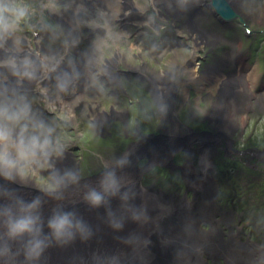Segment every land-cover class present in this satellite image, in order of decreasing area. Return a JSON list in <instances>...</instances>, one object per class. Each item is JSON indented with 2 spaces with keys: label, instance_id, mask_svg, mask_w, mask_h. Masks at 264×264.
I'll return each mask as SVG.
<instances>
[{
  "label": "rangeland",
  "instance_id": "1",
  "mask_svg": "<svg viewBox=\"0 0 264 264\" xmlns=\"http://www.w3.org/2000/svg\"><path fill=\"white\" fill-rule=\"evenodd\" d=\"M235 1L237 2V0ZM238 1L239 4L236 7L241 10L247 23H240L239 20L232 21L237 25V33H233L234 31L231 28L220 29L217 24L211 28L201 25L208 35H206L205 39L204 37L199 39L200 35L192 25L187 26L179 19L180 22L172 21V23H167L169 21L167 17L170 14L176 15L177 9L175 7H171L169 11L164 12L163 17L159 19L160 25L153 26L150 21L143 22L142 25L149 23L144 29L146 33L144 35L137 27L140 21L134 22L132 20L135 18L134 12L127 14L119 7V5L123 6L122 1L114 0L112 9L115 7V13L114 17H111L113 20L111 32H117L120 37L118 38L115 33L113 36L111 33L105 34L101 39L104 41L102 48L95 50L93 55L85 56L81 53V56L87 59L94 56L93 59L89 60L91 67L86 66L88 70H91L87 74L88 79L96 76V72L93 69L100 68V65L104 66L108 60L110 61L108 57L115 55L116 51L114 49L116 46V50L127 57L126 64L121 65L130 75L129 78L126 75L123 76V79L127 78L123 84L125 88H129V94L117 92L122 93L125 96L124 99L117 98V93H112L107 95V97L101 95V100L103 101L101 108L109 113L108 118H104V122L111 119L115 125L107 122L105 123L106 126L102 127L101 121H99L97 123L99 126L96 125V128L99 129L96 130L92 126L93 120L96 119L95 109L94 111L88 109L89 104L86 107H82L86 100H91H89L87 94L82 97L78 87L71 96H61L59 98L60 101L56 102L43 99L41 95L48 94L50 89L42 84L26 88L25 91L30 92V94H15L14 92H6V94L13 98L23 96L26 100L33 102V113L46 124L55 128V135L59 137L63 146L62 153L65 155L68 153L72 154V163L77 169L78 178L82 179L103 170H110L112 166H117L119 160L123 159L131 162V155L140 157L138 154L139 146L149 143V138L151 137L160 138L162 142H165L175 137L190 135L192 131L199 129V132H204L203 129L206 124L201 119L204 117V113L210 112L211 116L206 117V122L209 123V119L213 117L212 112L214 113L215 109L223 111L224 114L214 113L218 119L216 124L215 122L211 123L214 129H210L214 131V135L220 133L233 137L234 134V138L238 141L234 147L235 150L247 147L262 148L264 147V104L259 100V97L256 101L248 100L246 92L249 93L250 89L255 90V85L258 86L259 90L263 88L262 92H264V0ZM24 2L32 8V19L30 18V22L35 23L39 31L43 32L44 30V34L50 35V37H46H49L48 41L47 39H42L40 44L42 50H45L44 46L48 44L55 47V52L52 54V58L50 57L55 64H62L68 55L75 52L73 51L74 47L72 53L66 51L67 45L63 43L67 42L65 32L78 28V26L74 27L72 24V22L74 24L78 23V17L85 19V21L89 20V23H92L91 21L93 20L102 25L106 23L95 4L90 0L86 2L85 0H65L66 4L63 3V0H24ZM137 2L140 4V9L144 10L146 8L148 14H153V17H156L157 12L152 9L153 5L148 6L152 1L149 3L148 0H137ZM44 3L55 5L54 8H51L50 13L46 11ZM209 3L210 0L206 2L204 7H201L202 11L194 16L193 22H198L199 19H210L213 8ZM76 5L82 6L83 11L75 9L73 17L72 12ZM91 5L94 7H91ZM91 8L94 11L91 12ZM76 11L80 13L77 18L75 17ZM61 12L65 16H62ZM124 14L131 18L127 21V30H124L125 26L124 28H119L121 23L122 25L124 24L117 20ZM61 17L62 19H60ZM73 18H75V21L72 20ZM181 18L183 19L185 16L182 15ZM90 19L92 20L90 21ZM175 20H177V17ZM180 24L182 29L178 28ZM248 26L252 28V31L254 30L252 35H248L246 32ZM176 28H178V31L175 30ZM26 31L28 34L24 35L23 33ZM19 32L22 40L27 44L34 41L35 36L27 28L24 32ZM86 32L88 35L90 29H86ZM178 33L180 35L185 33V36L181 37ZM95 36L91 38V43ZM51 39L52 41L50 42L49 40ZM250 42L254 43V45ZM249 46H252V49L247 48ZM223 47L227 48L226 52L228 54H224L225 50L222 49ZM36 49L34 47L33 55H36ZM200 49L203 51L195 53L196 56L192 55L193 50L198 51ZM247 50H252L250 56ZM77 51L81 52L79 48ZM25 52L31 54L29 50H26L20 52V55L23 58L28 57L33 60L30 55L25 56ZM86 52L91 54L88 49ZM217 53L223 56L221 61L215 60V56L211 58L212 54ZM201 56L209 57L202 60L199 58ZM235 58L238 59L236 65L233 64ZM195 59H201V62L196 67L185 68L186 64ZM210 63L215 66V73L210 71ZM73 65L75 68L80 67V63H73ZM241 67H245L246 72ZM137 69L142 70V74H152L153 79L163 77L165 75L164 71L170 73L168 82H170L169 84L173 83L174 87L172 88L173 95L166 92L167 101L170 100V108L175 112L179 121L176 120L174 123L173 121L167 122L171 115L167 116L166 111L162 108L161 100L158 106L159 94H154L150 82L145 80L140 74L133 73ZM204 70L211 72L210 76H205L206 72ZM159 72L162 74L160 75ZM45 73L44 71L43 74ZM237 74L240 76H236ZM251 74L253 77H251ZM212 79H218V82H220V79H224L223 81H234L231 84L233 88L241 89L240 91L236 89L238 91L237 94L239 98L244 99L245 103L234 104L232 97L227 94L224 96L228 99L220 95L222 98L219 97V100L214 96H205L204 93H201V90L203 87H209L211 82L213 85ZM239 80L247 81L245 86H242ZM110 81V79L106 78L105 82L102 83L105 87L104 93L116 90V87L108 84ZM187 81L191 84H187ZM37 82H42V79L39 78ZM206 82L209 83L206 84ZM20 83L18 82V85ZM75 84L78 86V82ZM85 84L93 85L94 83H89L88 81ZM159 86L163 87L164 84L160 83ZM213 86V90L206 89L207 91L203 92L213 94V91L220 88L221 83ZM159 96L161 97V95ZM117 101H120V103L116 106L114 104ZM90 105L92 107L95 106L94 103ZM109 105L114 108L115 111L113 113L110 112ZM231 105H234L235 112L230 109ZM257 121L259 123L255 126L254 122ZM105 127L107 131L104 136H101L100 132L101 130L104 131L103 128ZM108 127H110L111 132H109ZM235 128L236 130H232ZM243 131L244 133L253 132V135L249 133L242 135ZM134 141L139 142L135 143ZM204 141H208L210 145H203ZM204 141L202 139H194L192 143L185 144L183 146L184 152L177 153L173 157V162L169 165L153 168L152 171L142 177L141 184H138L137 187L127 192L123 191L125 187H122L123 193L119 192L120 194L115 197L108 198L107 204H103L100 207H92L87 203L85 200L87 192L84 190L72 191L68 195L66 193L58 194L55 197L57 202L48 209L56 207L58 202H63L68 208L66 212H74L78 218L86 216L82 221L90 229L91 234L87 238L94 242V248L96 249L92 248L93 250L87 252L83 249L76 254L83 264H109L116 255L127 251V253L140 259L138 264H165L168 256L171 257L169 254L176 251L182 244L184 236L180 235L176 245L172 248V243L167 239L165 230L160 228V218L156 210L157 204L153 205L154 202L158 201L156 199L153 201V199L159 195L163 198V195L168 200L180 201L179 207L178 203H173V210L175 212L177 210L180 211L182 216L188 219L189 216L187 214L185 216L186 207L194 205L197 189L202 186L204 195L202 192L200 194L203 195L207 209L210 210L208 213L212 216L211 219L200 220L199 229L208 234V241L211 239L215 243H221L223 248L219 252L205 251L199 264H231L223 252L236 245L237 239L234 236L231 238L232 243L225 246L226 241L228 242L229 240L228 234L231 232L238 235L241 238L240 240L249 243L248 245H255L257 248L264 247V190L262 191L264 187L261 183L260 185L249 183L240 185L242 181L239 178L244 176L235 177L231 161L232 157L234 158L236 155L230 150L225 139L220 138V140L215 142L209 139H204ZM77 146L81 147V149H76ZM205 153L212 159L207 164L208 169L206 172L205 167L201 165V156L205 155ZM52 159L47 163L42 162L39 166H33L23 177H20L22 181H28V184H21L14 179V184L16 183L24 188L12 186L11 189L13 190L10 192L13 197H16L21 192V189L25 190V188H31L35 193L48 192L46 188L52 184L57 173V166ZM147 161L148 157L144 156L136 165L140 167ZM63 169L65 168L63 167ZM221 178H223L226 186L221 183ZM71 184L61 187L56 192L66 190ZM252 185L256 187L252 188ZM148 193L150 194L149 197ZM232 195H236V197L234 198ZM0 198L1 201H5L4 203L11 201L4 197ZM246 211L247 213H245ZM199 219H202L200 215ZM113 221L120 222L122 227L115 229L112 226ZM211 222L214 223L212 227ZM225 225H231L233 227L232 230L229 232L223 230ZM180 227L178 224H174L175 229L173 230H177L179 234ZM213 229L218 231V233L213 231ZM75 239L86 238H81L78 235ZM7 244L12 246V243ZM15 244L23 251L22 241H15ZM263 247L261 250H264ZM44 252L50 259L51 249L47 247ZM73 255L74 250L70 242L64 244L63 259L71 258ZM262 256H264V251H262ZM260 257L261 252L257 251L254 254V259L259 260ZM262 261H264V257ZM3 262L0 259V263L2 264Z\"/></svg>",
  "mask_w": 264,
  "mask_h": 264
},
{
  "label": "clouds",
  "instance_id": "2",
  "mask_svg": "<svg viewBox=\"0 0 264 264\" xmlns=\"http://www.w3.org/2000/svg\"><path fill=\"white\" fill-rule=\"evenodd\" d=\"M31 15L32 8L24 0H0V47H4L9 40L16 43V33L22 30V25L30 20ZM103 44L104 41L100 40L97 47ZM0 66L7 67L14 76L31 80L39 70L56 72L58 64L48 57L41 58L39 64L28 57H13ZM74 78L73 73L59 72L56 76L57 90L67 92ZM62 148L59 137L55 135V128L33 113L25 97L13 98L0 94V177L8 181H14L17 176L23 177L33 166L47 163L54 155H60ZM126 163V160H119L117 167L122 168ZM78 179V175L71 171L56 173L46 191H59L69 183H78ZM124 184V179L117 176L115 170L106 171L98 188L88 187L85 200L92 207H100L107 204L108 198L115 197ZM0 197L12 201L0 204V226L4 229V238L6 241L23 242V255L27 264L38 261L52 240L67 244L78 235L87 238L91 234L88 225L74 212L54 209L47 220L49 231L46 235L40 197L25 202L3 188H0ZM112 226L120 229L122 224L113 221ZM10 251L9 245L5 243L2 254L6 256Z\"/></svg>",
  "mask_w": 264,
  "mask_h": 264
},
{
  "label": "bare ground",
  "instance_id": "3",
  "mask_svg": "<svg viewBox=\"0 0 264 264\" xmlns=\"http://www.w3.org/2000/svg\"><path fill=\"white\" fill-rule=\"evenodd\" d=\"M90 1L95 4L96 8L99 10L102 17L106 20L105 21L106 23L103 25L98 24L95 20H93L94 22L91 21L92 19H90V21L92 23H89L88 22L89 20L85 21V19H82V20H79L78 24H83L84 30L86 28L90 29V34H92L93 36L96 35L95 38L93 39L92 43H90L91 45H93L92 51H93V53H95V50L98 49L97 43L104 37V35L111 33L113 36V34L115 33V32L114 33L111 32L113 29V22H112L113 20L111 19V17L112 16L114 17L115 7L112 9V6L114 5V0H90ZM196 1H198V0H154V1H152L153 3H151V2H149V3H151V5H153L152 9L158 12V11H162V10L165 11V9H166L165 7H167V6L170 7L173 4H175L176 7H179V9L181 8L183 10H188V9H191L190 7ZM44 4H45L44 7H45L46 11H48L49 13L51 11V8H54V6H55L54 4H51V3H49V4L44 3ZM76 4H78V3H76ZM151 5H149V6H151ZM119 7H120V9H122L121 5H119ZM140 8H141L140 4H138L137 0H127L123 6V11H125L127 14H130L133 11L135 14V18L132 20L134 22L140 21L139 25H142L143 22L149 21V20H151V18L147 15H144V10H142ZM61 14H62V16H65V14L63 12H61ZM116 16H118V15H116ZM126 17H127V15H125L124 18H122V21H124V20L129 21L130 20V19H127ZM60 19H62V17ZM59 21H61V20H59ZM127 21H125V22L128 23ZM72 24L74 27L77 26L76 23L74 24L72 22ZM194 24H195L196 28L198 29L199 35L204 36L205 30L200 25H202L204 27H208V28L214 27L216 24V20L213 17V15H211L210 19H205V20L199 19L198 22L196 21ZM229 28H231L234 31L233 33H237V25L235 23H231L229 25ZM72 30L65 32V34L71 39H72V37L76 36L75 32ZM116 34H117V37L119 38L120 35L117 32L115 33V35ZM41 36H42V38H41ZM47 36L50 37L49 34H44V30H43V33L40 34V37L35 39L34 43H32L33 42L32 41L28 44L25 43V45H23V41L20 37V34L16 35V37H15L16 43H13L12 40H9V42H7V44L4 46V48H6L8 50L10 49L9 48L10 46H13L16 48L15 51L12 53H9L8 55L1 56L0 57V65H3L4 61L8 60L9 58H13V56L17 59H22L23 57L20 55V52H23V51L28 49V50H31V52L33 53L34 47L37 48L35 50L36 51L35 57L37 58L35 61L38 64H39V60L41 58H43V57L50 58L52 56V54H54V52H55V47L48 44V45L44 46L45 50H42V47L40 44L42 39H44V40L47 39V41H48L49 37L46 38ZM93 36H92V38H93ZM238 38L240 39L239 35H238ZM115 40H117V39H115ZM49 41L51 42L52 39ZM100 48H102V47H100ZM44 52H45V54H44ZM217 54H219V53H217ZM90 59H92V57H89L88 59H86L84 61L83 65L91 67V65L89 63ZM234 60H235V63H238V59L235 58ZM115 62H116V58L112 57L110 59V63H108V64H113ZM3 68H7V67L0 66V69H3ZM214 68H215V66H214ZM103 71L104 70H102L101 72H103ZM45 72L46 73L43 74L44 70H41V73L39 70V73L36 74V77L34 79L29 80L27 78L20 77L19 81L21 83H23L24 79H26V82L29 85L28 87L31 88L32 84L35 82L37 83V80L39 78L42 80L44 78H46V79L49 77L52 78L54 76L53 74H55L54 72H50V71H45ZM148 75H146L145 78H147ZM107 77H109V76H107ZM251 77H253L252 74H251ZM223 80L220 82H223ZM239 81L244 83L241 80H239ZM3 82L5 83V86L7 88H10L12 86L11 80H4ZM232 82H234V81H232V80L231 81H225L223 83V85H227V86L231 87V89L229 91H225L226 93L224 95L227 94V95L231 96L232 101L235 104L236 103L235 96L237 94V91H235L236 88L234 89L233 86L231 85ZM75 83H76V81H74V83L70 87L69 91L62 92V93H65V95L66 94H72L74 92V90H76L78 87L77 84H75ZM51 85H52V88L55 89V92L60 93V91L57 90L56 83L53 82V83H51ZM158 94L161 95V99L158 97L159 98L158 99V106H159V101L161 100L162 104H163V106H162L163 110L167 111L168 101H167L166 91L160 89L158 91ZM44 99L49 100L48 97H45ZM259 99H260V101H262L264 103V94ZM52 100H53V102L60 101L59 97H56ZM230 109L235 112L234 105H231ZM214 113L224 114L223 111H217L216 109H215ZM214 113L212 112L213 115H214ZM73 116H74V113H73ZM221 116H223V115H221ZM98 119H99V121H104L102 115H98ZM225 122H227V121H225ZM172 140L170 139L167 141L172 142ZM157 141L159 143L162 142V140H160V138H157ZM163 141H164V139H163ZM203 145H210V143L208 141H204ZM163 150H164L163 146L158 147V148H153L151 155L153 154V156H159L162 154ZM190 150H191V148H190ZM60 157L62 159L61 161H67V159H70L72 161V154L65 155V154L61 153ZM211 161H212V159H210L208 157L207 153H205V155L201 156V165L203 167H205V172L208 169L207 164ZM67 171H71V172L75 173V170L72 166V167H67V169H63L60 172V174H63ZM20 177L21 176L15 177L17 182L24 184V185L26 183L28 184V181L24 182L20 179ZM122 178L125 181V184L123 186V187H125V189L123 191H125L126 189H129V188H132V187H133V189H134V187H137L138 183H137L135 177L132 176V174L126 175ZM212 184H213V182H212ZM89 187L98 188L99 184L91 183L89 185ZM213 187H214V184H213ZM120 192H122V190H120ZM200 192H202L204 195L203 186L201 188L197 189L194 205L191 207H186L185 216L187 214L189 216L188 219L187 218L185 219L182 216L180 211L177 210L175 212L173 210L174 209L173 203H175V204L178 203V207H179L180 201H176L173 199L168 200V198L166 196H163V195H162L163 198H161L159 195V196L154 197V199H153V201L155 199L158 201L156 203L154 202L153 205L157 204L156 210H157L159 218H160V220H159V223H161L160 228L161 229L163 228L165 230L167 239L172 243V248L176 245V242H177L179 236L180 235L184 236L182 244L177 248L176 251L171 253V260L167 261L165 264H199V261L201 260L205 251H207V252H211V251L219 252L223 248L221 243L220 244L218 242L215 243L211 239H210V241H208L207 240L208 234L202 232L199 229L200 220H208V219H211V216H212V215H209L208 212H210V210L207 209L206 203L204 202V199H203V195H201ZM30 193H33V192L31 191ZM118 194H120V193H118ZM147 195H148V197L150 196L149 193ZM53 199H48L47 201L42 202V204H41V210L40 211H41L42 218L44 220V225H45L44 226V233L45 234L47 233L46 222H47L48 218L52 215L53 210L54 209H61V210L65 211L64 210L65 206H63L64 205L63 202H58L56 207L48 209V204ZM4 202L5 201H1L0 204L10 203V201H7V203H4ZM219 211H220V209H219ZM245 213H247V211ZM199 215L202 217V219H199ZM174 224L175 225L178 224L179 227L181 226L179 229V232H180L179 234L177 233V230H173V229H175ZM211 225L213 226L214 223L211 222ZM175 231H176V233H175ZM213 231H216V230L213 229ZM216 232L218 233V231H216ZM234 236L237 239L236 245L234 247L230 248L229 250L223 251L224 254L226 255L228 261L231 264H264V261H262V259L264 257V256H262V251H264L263 249L261 250V249L257 248L255 245H248L249 243L244 242V240H240L241 238L238 235L234 234L233 237ZM89 239L90 238L81 239V240L74 239V240L70 241L71 247L74 250V255L68 259H63V257H62V254L64 251V244H60V243H57L55 240H52L50 242V245L48 246V248L51 249L50 259H48V257L46 256V253L44 252L42 254V256L39 258V260L35 261L34 264H83L82 260L80 258H78L76 256V254L81 252V250H83V249L86 252L93 250V249H96V248H94V242L93 241L91 242ZM14 242L15 241H6L3 234H0V259L4 261L2 264H27V262L25 261V257L23 255V251L20 250L18 245H16V244L14 245ZM5 243H12V246L9 245L11 251L6 256L2 254ZM230 243H232V239L228 242L226 241L225 246H227V244H230ZM257 251L261 252V257L259 260L254 259V254ZM127 252L116 255L114 258V260H116V261L114 262V260H112L109 264H112V263H114V264H129L128 260L125 256ZM215 252H213V253H215Z\"/></svg>",
  "mask_w": 264,
  "mask_h": 264
},
{
  "label": "flooded vegetation",
  "instance_id": "4",
  "mask_svg": "<svg viewBox=\"0 0 264 264\" xmlns=\"http://www.w3.org/2000/svg\"><path fill=\"white\" fill-rule=\"evenodd\" d=\"M86 1H88V0H85V2ZM63 3H65V0H63ZM77 6L80 8L79 11L82 12L83 11L82 10V6H79V5H77ZM77 6H75V8H74V10L72 12L73 17H74V11H75V9H77ZM79 11L75 12L76 13L75 17L76 18L80 14ZM92 11H94V10L92 9L91 12ZM78 18H79L78 19V23H79V20H82V19H80V17H78ZM30 20L25 25H22V30L21 31L24 32L26 30V28H27L28 31L32 32L33 36H35V38H34V41H35V39L40 37V34H42L43 32L39 31L36 28V26H35L36 24L35 23H31ZM73 20L75 21V18H73ZM144 29L145 28H142V30H141V32L143 34H145ZM72 31L75 32L76 36L72 37V39L67 36L66 37L67 42H65L63 44L67 45L66 51H69L70 53H72V49L74 47L73 51H75V52L73 54H71V55H68V57H66L63 60L62 64H60V71L59 72H69V73H73L74 75H77V76H75L74 79H78V80H76V82H78L79 92L82 93V97H84L85 94H87L88 97H89V100H91V101L86 100L82 107H86V105L89 104L88 109H90L91 111H94V109H95L96 119L93 120L92 126L95 127V129L97 130V129H99V128H96V125L99 122L98 115H102L103 119L105 117L108 118V116H109L108 111L105 112L101 108L103 106V101L101 100V98H102L101 95L107 97V95H111L112 93H117V92H124L126 95L129 94V91H128L129 88L128 87L125 88V86L123 84L124 80L125 79L127 80V78L123 79V76L126 75V77L129 78L130 75H128V73L122 68V65H121V64H126L127 57L122 52L119 53L118 50H116V48H117V46H116L115 49H114V51H116V53H115L114 56H112V57L116 58V62L113 63V64H108V63H110V61L108 60V62L105 63L104 66L100 65V68L98 67V68L93 69V71L96 72V76L94 78L89 76L90 79H88L87 74H89L91 72V70H88L86 68V66L83 65L84 61L87 58L82 57L81 53H82V55L84 54L85 56H89V55H93L94 54L93 51H92L93 50V45L90 44L91 43V38H92L93 35L90 34V33H88V35L86 34V30H84L83 24H80L78 28L73 29ZM19 34H20V32L16 33V35H19ZM23 34L27 35L28 32L26 31ZM89 35H90V37H88ZM21 39H22V37H21ZM34 41L32 43H34ZM25 43L26 42L23 41V45H25ZM9 48L10 49L8 50V49H6L4 47H0V57L3 56V55H8L9 53H12L16 49L13 46H10ZM78 48L81 50V52L77 51ZM87 49L91 52V54H88L86 52ZM222 49L225 50V53L224 52L223 53L226 55L227 48L223 47ZM29 51L31 52V50H29ZM201 51H203V50H201V49L198 50V51L193 50L192 55L196 56L195 53H199ZM27 55L28 56L30 55L33 58L34 61L36 60V57H35V55H33L32 52H31V54L25 52V56H27ZM80 56H81V58H80ZM214 56H215V60H218V61H221V59L223 57L220 54H212L211 58H214ZM112 57H108V58L111 59ZM207 57H209V56H207ZM207 57L201 56L199 58H201L202 60H205ZM93 58H94V56L92 57V59ZM201 59H195L194 61H190V63L185 65V68H191L193 66H197V64L199 62H201ZM73 63H80V65H79L80 67L79 68H75ZM212 66H214V65L210 63L209 67H210V71L211 72H212ZM87 67L90 68V66H87ZM102 70H104V71L101 72ZM0 71H1V73H0V94L7 95L6 92H8V93L14 92L15 94L16 93H19V94H21V93L30 94V92H26L25 91V89L28 88V86H29L27 84V82H26V79H24L23 83H20V85H18V82H20L19 81V77L20 76H14L8 68L0 69ZM152 71H153V69H152ZM59 72H57L56 74H53L54 76L52 78L51 77L47 78V79L44 78L42 80V82H40V83L39 82H37V83L35 82V83L32 84V86L33 85L37 86L39 84H42V85L45 84L46 87H49L50 90H49L48 94L41 95L43 97V99L45 97H48L49 100H52V99L56 98L57 95H58L59 98H61V96L62 97L63 96L64 97L65 96L66 97L71 96V94L65 95V93H62V92H60V93L59 92H55V89L52 88L51 83H53V82L56 83V76H57V74ZM204 72H206V71L204 70ZM211 72H206L205 76H210L209 74ZM133 73H135L137 75L140 74L145 80L150 82V84L153 87L152 90H153L155 95H156V93H158V91L160 89L165 90L168 94L173 95L172 94V88L174 87V84L173 83L169 84L170 82H168L169 78H170V73H168V71H164L165 75L163 77H160L159 79H153L152 76H151L152 74H149V75L146 74V73L142 74V70H140V69L135 70ZM159 74L161 75L162 73L159 72ZM106 75L109 76V77H107ZM146 75H148L147 78H145ZM106 78L111 80L108 84L111 85V86L116 87V90L106 91V93H104V88L105 87L102 85V83L105 82ZM4 80H11L12 86L10 88H7L5 86V83L3 82ZM88 81H89V83L93 82L94 84L93 85L85 84ZM184 82H185V80H184ZM160 83L167 84V85L162 87V86H159ZM186 83L187 84H191L189 81H187ZM241 85H243V84H241ZM12 88H14V89H12ZM204 89L205 88L203 87L201 91H202V93H204L205 96H208V97H210V96L218 97V96L223 95L224 93H226L224 90L222 92L219 91V90H215V91H213V94L205 93L208 89L206 91ZM236 89L238 91L241 90V89H238V88H236ZM236 89H235V91H237ZM262 89L263 88H260V90H259L258 86L255 85V90L254 89L253 90L250 89L249 93L246 92V96L248 95V100L256 101V99L258 97L260 98L264 94V92H262L263 91ZM203 91H205V92H203ZM242 91H244V90H242ZM205 96H204V98H205ZM117 98L124 99L125 96L122 93H117ZM159 98H161V97H159ZM235 98H236V104L237 103H245L243 101L244 100L243 98H239L238 94H236ZM27 102L30 103V105L32 107L33 102L28 101V100H27ZM91 103H94L95 106L92 107L90 105ZM119 103H120V101H117V102H115V104L114 103L113 104L117 106ZM169 104L170 103H167V105H168V107H167V115H171V118L169 120H167V122L173 121V123H174L176 120L179 121L177 119V116L175 115V112H173L172 108H170ZM109 108H110V112L111 113H113L115 111L114 108L112 107V105H109ZM174 110H175V108H174ZM209 113L210 112H208L206 114L204 113V117H202V119H201L206 124V125H204L205 128L203 129V131L206 130V133L214 134V131L212 130V129H214V126L211 123L215 122V124H216L217 123L216 121H218V119L216 118V115L214 114L213 117L209 119V123H207L206 122V117L211 116ZM207 114H208V116H207ZM172 116H174V117H172ZM107 122H111L113 125H115L114 122L111 121V119H108L106 122L101 121V126L102 127L106 126L105 123H107ZM128 122H129V120H128ZM254 123H255L254 125L257 126V124L259 122L257 121V122H254ZM97 126H99V125H97ZM210 128H212V129H210ZM217 128H218V126H217ZM236 128L232 129V130H236ZM103 129H104V131H102L100 129L101 130V132H100L101 136H104V134L107 131L106 127L103 128ZM243 129H245V128L243 127ZM108 130H109V132H111L110 127H108ZM247 133L253 135V132H249L248 131ZM247 133L246 132L244 133V131H243L242 135L243 134H247ZM251 135H248V136H251ZM222 139H225V141L227 142V145H229L230 150L232 152H234V154L236 155V157H234V158L232 157L231 166H233V169L235 171V177L238 178V176H244L243 178H239L242 181V182H240V185L241 184H248V183L249 184L260 185V183H261V185L264 187V147H262V148H259V147L258 148L247 147L245 149L244 148H242V149L238 148L237 150H235L234 147L236 146V143L238 141H237V139L234 138V134H233V137L232 136L229 137V136H226V135L222 136ZM76 149H81V147L77 146ZM52 158H54L55 162H56V160L58 158H60V155H56V156L54 155ZM237 163H239L238 166H236ZM250 169H252V170H250ZM221 179H222V180H220L221 183L224 186H226L223 178H221ZM251 187L255 188L256 186L252 185ZM263 190H264V188H262V191ZM233 197L235 198L236 195L233 196ZM232 228L233 227L231 225H229V226L225 225V227H223V230H226V231L229 232L230 230H232ZM233 235H234V233H232V232L230 234H228L229 240L231 238H233Z\"/></svg>",
  "mask_w": 264,
  "mask_h": 264
},
{
  "label": "water",
  "instance_id": "5",
  "mask_svg": "<svg viewBox=\"0 0 264 264\" xmlns=\"http://www.w3.org/2000/svg\"><path fill=\"white\" fill-rule=\"evenodd\" d=\"M210 4L212 7H214L216 14L220 17L223 18L224 21L230 23L233 20L239 19L241 22L245 23V20L243 17H241L240 13L236 10V8L231 4V2H229L228 0H210ZM214 136L208 135L206 133L200 134L198 132H194L191 133L190 135H186L183 137H175L172 138V142H162L161 144L157 141L156 137H151L149 138V143L146 144H141L139 146V150H138V154L140 157H136L135 155H131V158H135L134 160H132L131 162H128L125 164L124 167H117V166H112V168H110V170H115L117 176L119 177H124L126 175H131L133 177H135V179H139V181H141L142 177L144 176V174L152 171L153 168L157 167V166H161L163 167V165H167L169 164L171 161H173V157L184 150V145L185 144H190L194 141V139H204V138H208V139H212ZM176 139V140H175ZM143 145H147V146H143ZM155 145H163L164 146V150L162 152L161 155L159 156H153L151 155V149L153 146ZM142 146V147H141ZM147 156L148 157V162L146 164H143L142 166H137L136 164L138 162L141 161V159ZM107 170H103L97 174H92L89 175L88 177L85 178H79L78 179V183H72L71 185H69L66 190L62 191V192H39V193H35L33 192V190L31 188H25L21 189V192L16 196L19 197L21 199H23L25 202H31L34 198L36 197H40L42 202L47 201L48 199H53L49 204H48V208L51 207L52 204H55L57 202V199L55 197L58 196V194H63L66 193L68 195V193L75 191L78 192L79 190H84V191H88V187L91 183H95V184H99L100 179L102 178V176L104 175V173ZM12 186H17V187H23L20 186L18 184H14V181H8L5 180L3 177H0V188H3L7 191H12L13 189ZM24 188V187H23ZM132 188L126 189L125 191H130L132 190ZM33 193H30V192ZM123 192V191H122ZM3 201V200H2ZM0 202H1V198H0ZM12 201H10L11 203ZM65 206V203L64 205ZM64 210L66 212V210H68V208L65 206ZM85 215L83 217H80L81 220L85 219ZM47 225V222H46ZM47 227V226H46ZM48 230V229H47ZM0 234H3L4 236V229L2 226H0ZM171 255V254H170ZM173 255V254H172ZM127 256V260L129 262V264H138L140 262V259H138L137 257L133 256L130 253L126 254ZM171 260V257L168 256L167 261Z\"/></svg>",
  "mask_w": 264,
  "mask_h": 264
}]
</instances>
